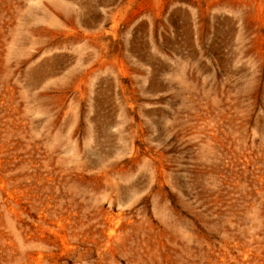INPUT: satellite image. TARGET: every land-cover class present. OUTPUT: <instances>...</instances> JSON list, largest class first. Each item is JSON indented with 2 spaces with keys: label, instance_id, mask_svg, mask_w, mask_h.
Here are the masks:
<instances>
[{
  "label": "rangeland",
  "instance_id": "1",
  "mask_svg": "<svg viewBox=\"0 0 264 264\" xmlns=\"http://www.w3.org/2000/svg\"><path fill=\"white\" fill-rule=\"evenodd\" d=\"M0 264H264V0H0Z\"/></svg>",
  "mask_w": 264,
  "mask_h": 264
}]
</instances>
